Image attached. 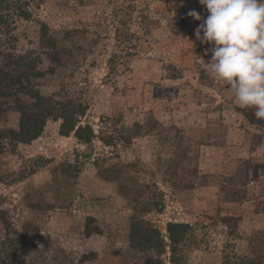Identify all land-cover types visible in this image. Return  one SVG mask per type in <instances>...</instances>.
Masks as SVG:
<instances>
[{
    "label": "rangeland",
    "instance_id": "obj_1",
    "mask_svg": "<svg viewBox=\"0 0 264 264\" xmlns=\"http://www.w3.org/2000/svg\"><path fill=\"white\" fill-rule=\"evenodd\" d=\"M190 10L207 16L198 0H44L16 21L0 67L24 52L54 67L41 90L85 103L92 136L48 118L0 153V264H151L156 248L130 242L135 221L158 229L165 264L168 222L188 226L179 264H264V120L208 75ZM18 119L6 110L0 126Z\"/></svg>",
    "mask_w": 264,
    "mask_h": 264
},
{
    "label": "trees",
    "instance_id": "obj_2",
    "mask_svg": "<svg viewBox=\"0 0 264 264\" xmlns=\"http://www.w3.org/2000/svg\"><path fill=\"white\" fill-rule=\"evenodd\" d=\"M44 0H0V46L13 45L15 37L13 30L19 19L28 20L39 8ZM48 28L42 26V33L46 34ZM54 45V43H53ZM32 52H24L13 60L16 67L3 69L0 67V114L6 110H15L19 113L16 128H3L0 126V153L8 150L10 146L19 143H30L38 138L43 131L48 118L60 119L59 134L68 136L72 131L78 139L84 142L90 140V128L78 125L79 117L85 113L86 104L73 99L68 93L44 92L38 80L54 72V67L48 66L45 70L38 67L42 60ZM50 54V53H49ZM51 59L55 60L57 54ZM12 99L13 105H8L3 99ZM89 130V135L84 136L83 131ZM11 150H14L13 148ZM0 210V218H1ZM92 219V217H90ZM143 221H135L130 225V242L142 250L153 248L160 257H156L151 264H165L161 258L165 251V242L158 229L147 226ZM100 229L94 226L85 229L86 235L98 233ZM188 226L180 222H168L167 232L169 239L170 264H179L178 253L183 245ZM260 258L255 256L250 259L247 255L236 256L233 260L226 256L222 264H260Z\"/></svg>",
    "mask_w": 264,
    "mask_h": 264
},
{
    "label": "clouds",
    "instance_id": "obj_3",
    "mask_svg": "<svg viewBox=\"0 0 264 264\" xmlns=\"http://www.w3.org/2000/svg\"><path fill=\"white\" fill-rule=\"evenodd\" d=\"M198 3L204 6L206 18L202 20L196 10L187 16L202 20L194 35L201 44L211 45L204 52L211 53L210 61H200L212 79L224 82L235 106L253 108L255 117L264 120V0Z\"/></svg>",
    "mask_w": 264,
    "mask_h": 264
},
{
    "label": "water",
    "instance_id": "obj_4",
    "mask_svg": "<svg viewBox=\"0 0 264 264\" xmlns=\"http://www.w3.org/2000/svg\"><path fill=\"white\" fill-rule=\"evenodd\" d=\"M80 149H83V146L81 145V148Z\"/></svg>",
    "mask_w": 264,
    "mask_h": 264
}]
</instances>
